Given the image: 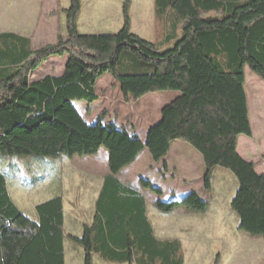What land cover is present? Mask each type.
I'll return each mask as SVG.
<instances>
[{"label":"trees","instance_id":"trees-1","mask_svg":"<svg viewBox=\"0 0 264 264\" xmlns=\"http://www.w3.org/2000/svg\"><path fill=\"white\" fill-rule=\"evenodd\" d=\"M131 1L122 0L123 25L113 34L79 33L83 0H69L65 37L53 45L33 50L29 38L0 34V155L56 158L75 133L105 150L108 164L79 236L65 233L60 190L37 203L29 219L9 192L19 177L0 167V264H65V242L81 248L82 264H93L94 256L110 264H183L180 242L155 236L144 197L117 177L144 150L154 163L163 161L176 141L200 155L205 191L214 168L233 175L236 230L264 240V174L237 153L238 137L252 136L245 68L264 83V0H153L160 31L153 42L131 32ZM54 57H66L61 74L30 80ZM106 75L125 100L177 93L144 141L126 125L105 121V112L87 123L77 111V102L99 100L96 86ZM50 166L40 183L20 184L22 190L56 176L58 166Z\"/></svg>","mask_w":264,"mask_h":264},{"label":"rangeland","instance_id":"rangeland-1","mask_svg":"<svg viewBox=\"0 0 264 264\" xmlns=\"http://www.w3.org/2000/svg\"><path fill=\"white\" fill-rule=\"evenodd\" d=\"M68 5L69 0H0V30H16L28 37L33 50L53 45L59 36L65 37L63 10ZM121 6L122 0H83L77 24L79 33L82 35L116 33L123 25ZM129 17L133 34L148 42L159 39L160 31L154 21L152 0H132ZM64 60L66 57L50 59L45 66L30 76V80L38 79L45 74H61ZM244 88L249 120L252 121L254 132L252 142L254 146L260 143L262 145L264 83L247 67ZM168 94L177 93H153L150 94L152 96H145L137 102L132 99L125 100L118 85L111 76L106 75L96 86L99 100L91 105L84 101L77 102L76 108L87 123H93L94 117L105 112L107 114L105 121L109 118L118 126L132 127L141 134L159 117L161 105L171 98ZM257 117L260 119L259 124ZM96 148L99 147L81 141L72 133L64 152L59 157H17L1 154L0 156L7 160L0 159V167L9 174L18 176L19 184L30 189L32 182L40 183L37 177L53 171L50 164L59 166V161L65 162L62 175L65 233L79 236V225L81 222L90 221L92 204L100 180L108 171L105 152L100 149L95 154ZM191 152L194 153L193 150ZM80 153L88 154V160L80 158ZM254 157L255 153H252L251 158ZM192 164L195 168L193 176L187 177V174L181 176L180 172L171 171L174 175L171 177V173L168 175L164 171L171 164H166L165 168L161 166L162 164L155 165L147 150H144L136 163L125 169L120 179L140 187L147 203L148 219L155 236L161 240L178 239L181 243L183 264H264L263 239L261 241L252 239L235 228L237 219L230 209V201L237 188L233 175L222 168L218 170L228 174L225 177L214 171L213 191L206 193L201 178L204 172L197 161L192 160ZM44 184L39 185L36 191L26 193L16 186L11 187L9 183L12 200L29 219L33 220L36 217L34 205L48 199L45 190L47 186ZM64 245L65 264H82L81 248L68 242ZM93 264L110 263H103L94 256Z\"/></svg>","mask_w":264,"mask_h":264},{"label":"crops","instance_id":"crops-1","mask_svg":"<svg viewBox=\"0 0 264 264\" xmlns=\"http://www.w3.org/2000/svg\"><path fill=\"white\" fill-rule=\"evenodd\" d=\"M132 2V1H131ZM152 5H153V0H152ZM1 28V27H0ZM2 33H12V34H16L18 36H22V37H26L24 35H22L21 33H18L16 30H0V34ZM28 38V37H26ZM153 42V41H152ZM46 75V74H45ZM171 96V98H169L167 101L163 102V104L161 105V108L166 105L167 103H169L172 99H174L176 97V94H168ZM166 95V96H168ZM147 97L148 96H152V95H146ZM144 98V97H143ZM142 98V99H143ZM257 99V98H256ZM141 100V99H140ZM139 100V101H140ZM257 102V101H256ZM161 111V109H160ZM95 118V117H94ZM107 119V118H106ZM109 119V118H108ZM160 119V114H159V117L154 121V123H152L151 125L147 126L145 128V130L143 131V133H137L136 131H134V129L131 127H128L130 130H132L134 133H136L140 140L141 141H144L145 139V136H146V133H147V130L149 129V127H151L153 124L157 123ZM257 120H258V124L260 122V119L257 117ZM89 123V122H88ZM251 124V129H252V136L250 138L248 137H244V136H239L238 139H237V153L239 154V156L245 160L246 162H249V163H252L255 167V170L258 174H264V159L262 158V155L264 154V135L262 137V140H263V144L260 145L261 143L259 141H256L257 143H260V144H255V146L253 145V142L252 140L254 139V132H253V128H252V121L250 122ZM260 130V129H259ZM76 144H74L75 146ZM260 146V147H258ZM100 149L102 148H96L94 149V153L96 154L97 152L96 151H99ZM191 148L186 145L185 143H182V142H173L171 144V147H170V151L168 153V155L164 158L163 161L159 162V163H154L155 165H161L163 168L166 167V164H171V166H167V169H163L166 174H170L171 171L172 172H175V173H178L180 172L181 173V176L183 175H186L187 174V177H191L194 175L195 173V168L192 164V160H195L198 162V166L201 168V170L204 172V165H203V162H202V159L200 157V155L194 151L191 152L192 150H190ZM103 150V149H102ZM255 150V152H253ZM93 151V150H92ZM105 152V150H103ZM78 152V151H76ZM80 152V151H79ZM196 153V154H195ZM252 153H255V156L254 158H251V155ZM81 156H79L80 158L82 159H87V157L89 156L88 154L84 155L82 153H80ZM106 154V159H107V153L105 152ZM170 155V156H169ZM78 157V156H76ZM72 158V156L70 157ZM97 158V156H96ZM137 161V160H136ZM136 161L134 163H136ZM59 166H58V170L56 172V176H53L52 179H46L44 180L43 182L46 183V185L44 184V186H47L45 187V190L47 192V196L48 198L52 197L55 193H57L58 190H60L61 192V195L63 197V207H64V194H63V185H62V175H63V167H64V163H62V161H59ZM134 163L132 165H134ZM257 164V165H255ZM132 165H130L129 167H131ZM160 166V167H161ZM128 168V167H127ZM125 168V169H127ZM125 169H123L119 175L117 176L119 181H121L120 179V176L121 174L125 171ZM219 168H214L211 172V182H210V189L208 191H205L206 193H210L213 191V187H214V183H213V180H214V177H215V174H214V177H212V173L215 171V173H220L223 177L227 176L228 174H226L225 172H221L220 170H218ZM180 170V171H179ZM185 173V174H184ZM108 174V171L106 172V174L101 178L100 180V185L98 187V190L95 194V198H94V201H93V204H92V214H93V208H94V203H95V200L97 198V195H98V192L101 188V185H102V182H103V179L104 177ZM204 174V173H203ZM174 176L172 173H171V177ZM203 178V176L201 177ZM123 184H126V185H131L133 187H135L138 192L143 196V193H142V190L140 189V187L138 186H135L133 184H130V183H125L123 181H121ZM17 183H12L11 184V187L12 186H16ZM49 186V188H48ZM140 186V185H139ZM20 188V190H22L21 188V185L20 184H17L16 188ZM43 188V187H42ZM23 191V190H22ZM36 191L35 190H32V191H29V192H26V193H30V192H34ZM9 192H10V188H9ZM232 193V192H231ZM46 195V194H45ZM234 196V195H233ZM144 197V196H143ZM45 198V197H44ZM145 199V198H144ZM232 200V199H231ZM14 202V201H13ZM231 202V201H230ZM15 204V203H14ZM16 205V204H15ZM147 205V203H146ZM35 206V205H34ZM65 210H64V230H65ZM149 215L148 211H147V216ZM91 218H92V215H91ZM90 218V220H91ZM86 221L84 222H81L80 225H79V233L81 234V226L83 223H85ZM89 222V221H88ZM235 224V222H234ZM237 224V223H236ZM236 224H235V228H236ZM175 239V238H174ZM161 240V239H160ZM162 240H173V239H162ZM178 240V239H176ZM255 240H258V241H261V239H255ZM179 241V240H178ZM264 241V240H262ZM180 242V241H179ZM181 244V243H180ZM64 248H65V245H64ZM184 263V261H183Z\"/></svg>","mask_w":264,"mask_h":264}]
</instances>
